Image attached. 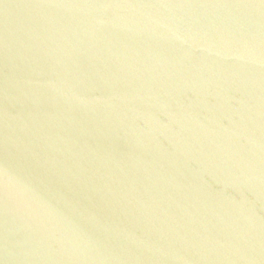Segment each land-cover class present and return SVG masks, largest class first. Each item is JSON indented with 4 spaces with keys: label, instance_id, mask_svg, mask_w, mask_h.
<instances>
[{
    "label": "water",
    "instance_id": "water-1",
    "mask_svg": "<svg viewBox=\"0 0 264 264\" xmlns=\"http://www.w3.org/2000/svg\"><path fill=\"white\" fill-rule=\"evenodd\" d=\"M0 264H264V0H0Z\"/></svg>",
    "mask_w": 264,
    "mask_h": 264
}]
</instances>
